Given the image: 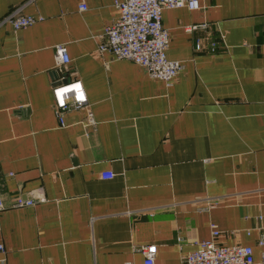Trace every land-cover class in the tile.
Returning <instances> with one entry per match:
<instances>
[{"label":"crops","instance_id":"obj_1","mask_svg":"<svg viewBox=\"0 0 264 264\" xmlns=\"http://www.w3.org/2000/svg\"><path fill=\"white\" fill-rule=\"evenodd\" d=\"M120 1L0 0V264H144L145 244L183 264L212 225L258 261L264 0L164 10L167 56L184 65L171 83L99 51ZM18 6L41 19L1 24ZM73 82L87 103L61 121L53 87ZM39 188L46 201L14 206Z\"/></svg>","mask_w":264,"mask_h":264},{"label":"built area","instance_id":"obj_2","mask_svg":"<svg viewBox=\"0 0 264 264\" xmlns=\"http://www.w3.org/2000/svg\"><path fill=\"white\" fill-rule=\"evenodd\" d=\"M119 16L115 22L107 26L105 30V42L99 46L100 52L112 54L114 59H124L134 62L144 68L148 74L167 83L173 82L183 70V63L172 60L167 56L170 43L169 31L163 25V12L166 9L187 7L196 10L201 7L199 0H123L116 3ZM24 6L12 9L2 20L1 24H11L16 30L29 27L39 21L37 18L23 12ZM82 10L85 5L80 6ZM58 62L66 65L69 55L63 45L55 46ZM79 83V82H73ZM72 83L53 87L56 96V110L62 121L64 112L70 109H78L84 106L85 100L75 99V90L57 97L56 89L67 87ZM83 90V89H82ZM63 99V101H61ZM63 103V104H61ZM113 173H103V178H113ZM33 199H23L18 196L14 206L23 207L34 205L37 201L44 202L46 197L42 188L36 190ZM215 199L209 200V205L215 203ZM5 209L0 193V211ZM220 231L212 225V238L198 242L195 250L186 254L183 264H264V239L259 241L263 247L260 259H254V251L251 246L235 244H219L217 237ZM0 245V250H3ZM145 257L144 264H156L158 247L156 244H145L137 248ZM126 264H131L130 262Z\"/></svg>","mask_w":264,"mask_h":264},{"label":"clouds","instance_id":"obj_3","mask_svg":"<svg viewBox=\"0 0 264 264\" xmlns=\"http://www.w3.org/2000/svg\"><path fill=\"white\" fill-rule=\"evenodd\" d=\"M75 90V99L77 101H83L85 99V93L82 90V85L80 83H72L67 87H59L56 89L57 97H63L65 93H69L70 91ZM63 101V99H61ZM64 102V101H63ZM63 104V103H61Z\"/></svg>","mask_w":264,"mask_h":264},{"label":"snow or ice","instance_id":"obj_4","mask_svg":"<svg viewBox=\"0 0 264 264\" xmlns=\"http://www.w3.org/2000/svg\"><path fill=\"white\" fill-rule=\"evenodd\" d=\"M85 100V99H84Z\"/></svg>","mask_w":264,"mask_h":264}]
</instances>
